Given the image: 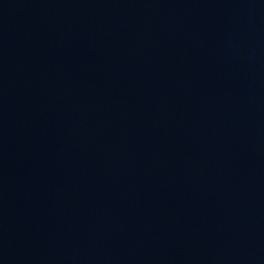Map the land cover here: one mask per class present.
<instances>
[{
	"label": "water",
	"instance_id": "water-1",
	"mask_svg": "<svg viewBox=\"0 0 264 264\" xmlns=\"http://www.w3.org/2000/svg\"><path fill=\"white\" fill-rule=\"evenodd\" d=\"M0 264H264V0H0Z\"/></svg>",
	"mask_w": 264,
	"mask_h": 264
}]
</instances>
